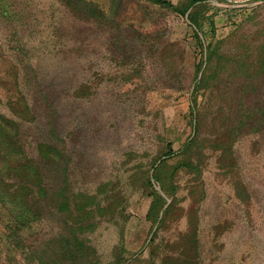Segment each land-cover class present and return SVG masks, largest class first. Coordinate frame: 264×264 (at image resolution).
I'll return each mask as SVG.
<instances>
[{
    "label": "rangeland",
    "instance_id": "1",
    "mask_svg": "<svg viewBox=\"0 0 264 264\" xmlns=\"http://www.w3.org/2000/svg\"><path fill=\"white\" fill-rule=\"evenodd\" d=\"M71 1L0 0V115L24 153L0 147V183L31 186L9 159L40 165L48 188L27 213L0 202V264H264V0H210L203 53L187 18L151 0L113 16L111 0H84L108 21ZM202 60L211 78L195 93ZM191 141L198 172L152 180L171 203L154 224L133 175L176 166Z\"/></svg>",
    "mask_w": 264,
    "mask_h": 264
},
{
    "label": "trees",
    "instance_id": "2",
    "mask_svg": "<svg viewBox=\"0 0 264 264\" xmlns=\"http://www.w3.org/2000/svg\"><path fill=\"white\" fill-rule=\"evenodd\" d=\"M153 3L161 6L164 9L170 10L173 13H176L180 15L181 17H186L187 20L190 22L191 26L193 27V33L197 40L198 45L200 46V49H202V52L204 51L203 48V40L201 38V35L205 36L204 32V26L205 23L211 22L214 20L213 16H209L208 13L213 9L210 4V0H182L179 4L173 5L171 2L166 0H151ZM71 4H70V3ZM67 4L69 6H73V2L69 0ZM77 2L80 4L83 11L95 21L99 20H109V17L106 16L102 11L97 9L96 5L93 3L85 2L84 0H77ZM121 3V0H111L110 4V14L112 16L115 14L116 9L118 5ZM223 9H218L217 11H222ZM210 52L207 57V60L212 61L213 58L218 59L220 64L222 62H225L223 57L217 55L213 47H209ZM207 60H202L200 64L196 67V74L197 76H201V79L196 83L194 87V92L198 93L199 91H202L206 89L208 84V79L211 77L207 76L206 71L208 70V64ZM261 60H264L261 58ZM260 68L264 69V63L259 61ZM217 76L219 75L216 74ZM26 111L28 110V104L25 106ZM12 110H15L14 112L20 117L24 118L25 120L31 121V114H26L23 112V110L18 109V107H12ZM29 112V111H28ZM194 113V108H193ZM13 122V121H12ZM11 121L9 123H12ZM18 135V133L15 132L13 135L7 124L5 125L4 116L0 115V147L7 150V154L10 153L11 160L14 159V156H22L24 155L23 151L16 148L13 145V141L15 140V136ZM195 141H191L190 143L186 144L184 150L181 152V160L176 165L171 167L168 162L161 161V159H158L154 162L152 167L145 171L143 170L142 166H139L141 172L139 174L133 175V181L135 184H139L140 186L143 185L145 182L146 184H149V186L152 189L153 194V200L149 209V212L147 214V218L153 222L154 224H158L159 222L162 224L164 222L165 217L169 214L171 210V203L168 200V193L161 195L157 191H155L152 180L156 182L157 184L164 186L166 184V177H173L174 174H176L179 170L186 169L189 171V173H195L198 172V168L192 161V153L194 151V145ZM39 152L40 154L45 158L46 161H55L58 160L57 157L59 156L58 150L48 144H41L39 146ZM175 154L172 150H170L167 154H165V157H171ZM9 161L6 170L15 176V178H18L20 180L28 181L31 186H26L24 184H17V183H9L6 185H3L0 183V202L6 206L8 205H16L17 203H20L23 207L22 209L26 210V213L31 211L28 209L27 199L31 196L38 195L41 198H45L47 195L46 185L44 183V180L41 177V169L40 165L34 164L32 162H26L25 164L20 163H13L11 160L6 159ZM1 162H3V159H0ZM152 172V179L150 178V173ZM146 178V179H145ZM36 190H35V188ZM14 187V191H13ZM165 187V186H164ZM163 188V187H162ZM164 191V190H163ZM95 202V201H94ZM93 201L91 204H95ZM66 204H62L61 208L62 210L67 209ZM27 208V209H26ZM16 212H12V215ZM93 215V212L89 213L88 216ZM25 216H22L20 220H23ZM34 219L39 218V214L34 212L33 213ZM84 261V258L83 260ZM46 264V263H43Z\"/></svg>",
    "mask_w": 264,
    "mask_h": 264
}]
</instances>
